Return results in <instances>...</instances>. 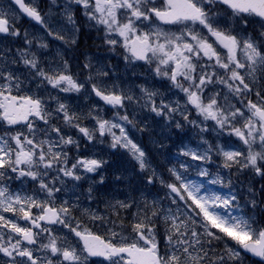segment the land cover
Returning <instances> with one entry per match:
<instances>
[{
	"label": "snow or ice",
	"instance_id": "snow-or-ice-1",
	"mask_svg": "<svg viewBox=\"0 0 264 264\" xmlns=\"http://www.w3.org/2000/svg\"><path fill=\"white\" fill-rule=\"evenodd\" d=\"M0 264H264V0H0Z\"/></svg>",
	"mask_w": 264,
	"mask_h": 264
},
{
	"label": "flooded vegetation",
	"instance_id": "flooded-vegetation-1",
	"mask_svg": "<svg viewBox=\"0 0 264 264\" xmlns=\"http://www.w3.org/2000/svg\"><path fill=\"white\" fill-rule=\"evenodd\" d=\"M24 23L27 24V20H25ZM88 43H92V41H88ZM97 43H99V41H97Z\"/></svg>",
	"mask_w": 264,
	"mask_h": 264
}]
</instances>
